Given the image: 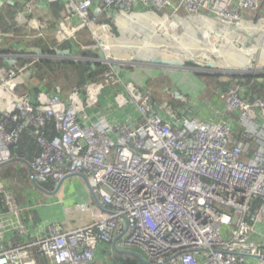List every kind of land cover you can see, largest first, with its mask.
<instances>
[{
    "label": "built area",
    "instance_id": "2783aa9c",
    "mask_svg": "<svg viewBox=\"0 0 264 264\" xmlns=\"http://www.w3.org/2000/svg\"><path fill=\"white\" fill-rule=\"evenodd\" d=\"M18 1L0 0V7ZM42 1L63 7V16L56 19L58 41L48 45L50 22L35 20L29 47L0 45V170L12 161L10 147L31 126L41 152L25 165L30 179L60 183L81 175L100 207L87 226L64 230L53 224L46 236L28 243H0V264H92L101 243L156 263L264 264V98L244 100L238 81L221 94L227 111L239 115L245 127L240 137L225 118L206 122L172 104L156 105L140 91L131 95L141 115L138 121L111 124L105 116L94 120L87 113L96 107L102 88L120 80L112 54L118 41L103 15L117 8L144 15V8L163 20L164 30H177L185 14L198 27L193 18L224 27L228 34L220 37L228 38L258 28L264 32V0H27L26 7L31 12ZM76 18L79 24L74 25ZM84 30L100 42L104 54L89 60L108 66L101 80L86 88L87 98L79 87L66 93L56 86V92H41L36 101L18 91L43 59H70L75 51L96 49L70 43ZM220 40V48L233 45ZM255 40L264 42L260 34ZM244 47L238 50L249 51ZM256 48L264 51L259 45L253 55ZM247 58L245 72H264L262 64L254 65V56ZM174 96L186 99L179 92ZM119 98L127 104L122 94ZM48 121L57 130L51 137L44 132ZM252 141L259 145L254 154L249 151ZM15 187L0 178V198L16 218L15 230L23 234ZM7 225L0 221V229Z\"/></svg>",
    "mask_w": 264,
    "mask_h": 264
},
{
    "label": "crops",
    "instance_id": "0c3cea01",
    "mask_svg": "<svg viewBox=\"0 0 264 264\" xmlns=\"http://www.w3.org/2000/svg\"><path fill=\"white\" fill-rule=\"evenodd\" d=\"M26 1L20 0L15 4L4 3L0 7V45L29 47L34 41L35 29L33 28V21L35 20L50 22V36H48L45 42L48 45H54L58 41L57 37H55L56 31L59 28L56 21L63 16V7L58 4H48L42 1L40 3L42 5L41 8L35 7L30 12L26 7ZM141 9V13L144 15H131L117 8L111 14L102 16V22L112 27L114 38L123 45L121 47L124 50V54L121 52L119 59H116L118 60L116 67L119 71L120 80L118 83H113L102 88L96 107L88 108L87 113L93 115L94 120L105 116L111 124L138 121L141 119V115L136 104L132 102L131 95L136 91H140L151 95L156 105L172 104V106L180 108L179 112L183 110H185V113L191 112L198 119L206 122L219 121L225 118L223 120H227L229 124L231 123L235 136L240 137L245 127L242 126L239 115L227 111V103L221 94H228L240 82L239 84L244 87L241 93L244 100L251 102L257 97L264 98V75L260 77L244 76L240 73L236 74L238 72L217 69L212 71V74H207L210 77H213V74L216 75V80L211 83L210 80H204L203 77L206 75L204 72H209V70H197L201 69L199 66H205L202 62L209 51L204 54L205 50L201 52L196 49L195 53L198 56H194L191 53L190 56H193L192 58L188 59L186 57L187 59H182L178 57L177 51L173 52V49H177V47L171 48L169 46V48L166 45L154 44L153 46L141 49L139 47L140 44H136V41H126L129 39L139 40L138 35L140 36L141 34L145 37L144 40L147 39L158 43L161 41L159 39L160 36L154 33V28L156 29L158 23L157 17L147 15L144 8ZM153 17L156 19L155 21H151ZM183 18L181 23H184V27L187 28V32L190 34L187 35L188 37L185 34V37L190 41L191 39L196 41L198 45L205 46V37H210V34L205 29L215 31L211 37H220L228 34L224 27L215 24L211 26L208 23H204L209 21L193 18L198 21L199 28L192 19L187 21L185 18L188 17L184 16ZM147 22L148 25H146ZM73 23L74 25L79 24V20L77 18L73 19ZM216 31H219L221 35L219 36V33ZM230 31L232 32V30ZM232 37L236 38V36ZM76 39L70 40V43L75 47L84 42L91 44L93 41L87 30L80 32ZM171 43H174V40ZM136 49L141 50L136 52ZM233 49L225 50L226 54H230H227V56L232 58V60L237 59L244 60L242 63L246 62L245 58L247 56L241 55L245 54V52ZM87 53L89 54L86 56L85 54ZM232 55L240 57L237 58ZM95 57L98 56L93 50L75 51L72 53L70 59H68L76 63L74 68L62 69L55 66L52 70H55L53 72L59 71L64 77L67 76V80L73 82L74 86L81 88L83 96L87 98L86 88L88 85L91 82L100 81L105 74L99 80L91 79L88 81L86 79V82L79 84L82 83L80 78L86 76L85 71L97 69L96 63L100 62L89 60ZM61 60H66V58ZM212 64L215 65L213 62ZM241 67L245 68L244 66ZM47 70L50 72L49 68L41 67L39 71L35 65L31 68L29 77H26L23 84L19 86L18 91L28 92L35 101L41 92H56L54 81L47 82L45 79L49 74ZM156 70L161 72L159 76L154 75ZM180 84L185 86L186 93L181 90ZM156 90L159 94H156ZM175 92L181 93L186 99L184 101H176ZM121 94L127 99V104L120 103L119 97ZM244 142L248 143L246 140ZM258 149V143L252 141L249 145V151L254 154ZM10 153L12 161L7 166L1 168L0 178L11 181L16 178V181L18 180L20 184H23L20 189L19 187H15L14 190L18 204L22 209L21 221L25 225L26 231L22 234L15 230V226L17 225L16 218L2 198H0V221L8 224L4 229H0L2 236L0 243L12 244L15 240L28 243L36 237L46 236L49 233L50 226L53 224L60 225L64 230H70L87 226L94 221V210L100 206L83 176H69L60 183L59 188V183L52 182L51 184H47V187L43 183H40L44 189L50 192V194H47L38 190L28 176L27 166H25L28 161L14 156L11 147ZM244 159L247 160V155H245ZM11 165H14L15 171L11 172L12 168H9L7 170L9 176L8 178H4L3 170L6 167H11ZM80 205H85L86 208L81 209ZM129 256L121 250H113L110 244L101 243L95 251L94 262L92 264H139L136 257L134 259Z\"/></svg>",
    "mask_w": 264,
    "mask_h": 264
},
{
    "label": "rangeland",
    "instance_id": "374dc122",
    "mask_svg": "<svg viewBox=\"0 0 264 264\" xmlns=\"http://www.w3.org/2000/svg\"><path fill=\"white\" fill-rule=\"evenodd\" d=\"M183 15L187 17V15H185V14H183ZM184 16H182V18ZM155 20L156 19L154 17L151 18V21H155ZM185 20L188 21L189 18H185ZM146 25H148V22L146 23ZM152 29L153 28L151 26V30ZM159 29L160 28H156V29L154 28V32L160 31ZM261 29L262 28H260V30H259V28L256 29V30H254V33H251L250 35H248L247 32H245L243 34H239L238 36H236L235 39L233 37H228V38L227 37H220V38L221 39H226V40H229V41L233 42L234 46L232 45L233 47L230 48L232 50H234L233 48H237L235 50H238V48L241 49V48H243V46H245L244 48H246L249 51H245L246 52L245 54H241V53L240 54L241 55H244V56L246 55L247 57H249L250 55L251 56H254V59L256 61V63L254 65L262 64L263 67L260 68L259 70H264V51L260 50L259 48H256L257 49V53H255L254 55L251 53V50L253 48L259 46V45L263 46V48H264V42H262L261 44H258L259 42H257L255 40V38L258 37L259 34L264 38V32L261 31ZM205 31H207L210 34V37H208V38H209L210 43L213 45V47H210V46H208L206 44H205V46L204 45L201 46V45H198V43H196V41H194L192 39H191V41L188 40L186 37H188L187 35H190V34L187 32V28L184 27V23L183 22L182 23L180 22L177 30H166V31H163L164 34L161 31L160 32H157L156 34H158V36H160L159 39L161 40L159 43L158 42H152V41H149L147 39L144 40L145 37H143L142 34L140 36L138 35V37L140 38L139 40H135V39H131L130 40L129 39V40H126V41H128V42H133V41L135 42L136 41L137 42L136 44H138V45L139 44H142V43H145L146 44V45H144L145 47L153 46L154 44L166 45L168 47L170 46L171 48L172 47H177V49L176 48L173 49V52L177 51L178 52V55H179L178 57H180L182 59L183 58H185V59L192 58L193 56H190L191 53L194 56H198L195 53L196 49H198L201 52L205 50V52H203L204 54H206L207 51H209L207 53V56L208 57L206 56V58L202 62V64H205L206 67L205 66L204 67H201L199 65H197V66H199V68H201L203 70H206V71L209 70V72H204V74H206V75L203 76V77H204V80L205 79H208V80H210L211 83L216 80V75L213 74L215 77L214 76L213 77H210V75H207V74H212V71L217 70V69H221V70L222 69H226V70H230V71H232V70L234 71L235 70L236 72H245L246 69H239V67L244 66L246 68L249 65L248 64L249 60L247 58H245L246 59L245 60L246 62H244V63H242L244 60H237V59L232 60V58H230L229 56H227V54L230 55L229 53L225 54L224 55V58L222 60V58H221L222 55H217L215 53H212V50L213 49L214 50H217V51L220 50V46H221V43H222L221 40H220V38H217L215 36H212L211 37V35H213L214 32H215L214 30H207V29H205ZM216 32L219 33V31H216ZM185 34H186V37H185ZM220 35L221 34L219 33V36ZM233 36H235V35H233ZM248 36H249V39H248ZM173 40H174V43H171ZM83 44H84L85 47L89 45L86 42H84ZM91 45H96L97 46V48L94 49L93 52L95 54H97L98 58H104V54L102 52V48H100V42H95L93 40L92 43H91ZM7 46H10V45H7ZM121 46H123V45L121 43H119V42L118 43H115L113 45L112 54L114 55V57H116V59H119V55H121V52L124 54V50H122V47ZM197 46H199V47L197 48ZM133 47H135V46H133ZM178 48H180V49H178ZM139 50H141V49H139ZM139 50L136 49L135 51L137 52ZM261 51H262V53H261ZM110 54H111V52H110ZM199 55H201V54H199ZM232 56L237 57V58L240 57L238 55H232ZM175 60H177V59H175ZM177 61H183V60H179L178 59ZM233 61H236V62H233ZM212 62L215 64V67H211ZM247 71H249V70L247 69ZM47 73H49L45 77V79L47 80V82L48 81H50V82L54 81V85L62 87L63 89L66 90V93H69L70 91H68V90H71L74 87H76V86L73 85V82H70L69 80H67V76L64 77L62 73H59V71H57V72H51L50 71L49 72V70H47ZM160 73L161 72H159V70H156V72H155L154 75L155 76H159ZM180 88H181V90L184 93L187 92L185 86H182V84H180ZM156 94H159V92H157V90H156ZM13 166L14 165H11V167L10 166L9 167H6L3 170V175H4L3 177L4 178H8L9 174H8V171L7 170L9 168H12V170L14 171ZM13 182L15 183L16 187H19V189H20V187L23 186V184H20L19 183L20 181H18V180L16 181V178L13 179ZM129 257L135 259V256L130 255ZM144 258L147 259V257H145V256H144ZM137 261L139 262V264H141L138 259H137Z\"/></svg>",
    "mask_w": 264,
    "mask_h": 264
},
{
    "label": "trees",
    "instance_id": "16d2710c",
    "mask_svg": "<svg viewBox=\"0 0 264 264\" xmlns=\"http://www.w3.org/2000/svg\"><path fill=\"white\" fill-rule=\"evenodd\" d=\"M88 54L89 53H87L85 55L87 56ZM87 65H89V64H87ZM55 66L60 67L62 69H64V68L67 69V68H72V67L74 68L76 66V63L74 61L68 60V59L61 60V59L46 58V59H43L38 65H36V67L39 69V71L41 70V67H47L50 69L51 72L55 71V70H52V69H54ZM96 68L97 69L93 70V71L92 70H90L88 72L85 71L86 76L80 78L82 80V83H79V84H83L87 80L90 81L91 79L92 80H95V79L99 80L100 77L108 70V66L101 63V62L96 63ZM247 78H250V77H247ZM226 85H228V84H226ZM21 122H22V120H20L18 122H11V126L15 127L17 124H19ZM44 132H45V135L49 136V137L56 135L57 130L55 128V123L53 121H48L46 126H45ZM11 150H12L14 156H16L18 158H23L27 161L33 160V158L41 152V146L39 145L38 140H37V136L34 134V130L31 126L25 128L23 130V132L20 134V137H19L17 143H15L14 145L11 146ZM11 172H13V170H11ZM15 174L17 175L16 172H15ZM52 182H55V181L49 180L47 182H44L43 185L47 187V184H51Z\"/></svg>",
    "mask_w": 264,
    "mask_h": 264
},
{
    "label": "water",
    "instance_id": "95a60500",
    "mask_svg": "<svg viewBox=\"0 0 264 264\" xmlns=\"http://www.w3.org/2000/svg\"><path fill=\"white\" fill-rule=\"evenodd\" d=\"M198 71H205V70H201V69H197ZM232 72H235V71H232ZM236 74H239L236 73ZM240 74H243V75H246V76H255V77H260V76H263L264 75V72H259V73H256V72H241ZM72 176H75V175H72ZM81 176V175H80ZM84 178V177H83ZM85 179V178H84ZM32 182L33 184L35 185V187L40 190V191H43L47 194H50L49 191H47L46 189H44L41 184L39 182H37L35 179H32ZM62 182V181H61ZM60 182V183H61ZM58 184V188L60 187L61 184ZM57 188V189H58ZM115 246V244H114ZM123 253H126V254H130L132 256H135L141 264H165V263H156V262H151L149 260H147L146 258H144V256H142L140 253L138 252H133V251H123Z\"/></svg>",
    "mask_w": 264,
    "mask_h": 264
},
{
    "label": "bare ground",
    "instance_id": "6f19581e",
    "mask_svg": "<svg viewBox=\"0 0 264 264\" xmlns=\"http://www.w3.org/2000/svg\"><path fill=\"white\" fill-rule=\"evenodd\" d=\"M159 22H161V23H157V25H156V28H160L159 30L163 33V31H166V30H164V28H163V20L161 19H157ZM204 23H208V24H210L211 26H213V23H211V22H204ZM164 34V33H163ZM205 44L206 45H208V46H210V47H212L213 45L210 43V41H209V38L207 37L206 39H205ZM144 45H146L145 43H142V44H140V48L141 49H143V47H145ZM233 46H232V43H229L227 46H223L222 48H220V50L219 51H217V50H212V53H215V54H217V55H222V60H223V58H224V55L226 54L225 53V50H228V49H230V48H232ZM239 69H245V68H243V67H239Z\"/></svg>",
    "mask_w": 264,
    "mask_h": 264
}]
</instances>
